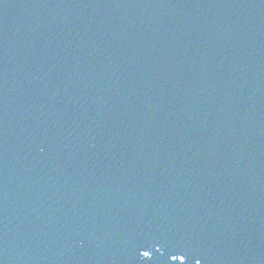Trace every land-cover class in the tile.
<instances>
[{
	"label": "water",
	"instance_id": "1",
	"mask_svg": "<svg viewBox=\"0 0 264 264\" xmlns=\"http://www.w3.org/2000/svg\"><path fill=\"white\" fill-rule=\"evenodd\" d=\"M0 264H264V0H0Z\"/></svg>",
	"mask_w": 264,
	"mask_h": 264
}]
</instances>
